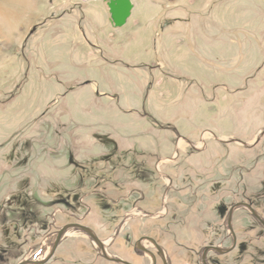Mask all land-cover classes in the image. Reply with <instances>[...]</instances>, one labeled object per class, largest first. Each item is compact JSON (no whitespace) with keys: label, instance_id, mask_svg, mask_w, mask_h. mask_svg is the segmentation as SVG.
<instances>
[{"label":"rangeland","instance_id":"rangeland-1","mask_svg":"<svg viewBox=\"0 0 264 264\" xmlns=\"http://www.w3.org/2000/svg\"><path fill=\"white\" fill-rule=\"evenodd\" d=\"M7 2L20 5L6 10ZM129 2L127 23H110L111 35L88 24V51L74 43V18L81 25L89 8L110 20L106 0H0V247L7 261L42 260L52 238L39 242L65 214L85 216L106 248L114 238L107 254L130 261L129 231L150 234L153 221L125 219L136 214L138 196L121 198L142 190L143 173L156 187L153 165L166 156L216 191L199 216L216 219L222 235L228 207L263 196L264 136L247 147L264 128V0ZM183 198L173 195L178 220L187 213ZM234 225L250 228L243 210ZM84 240L70 231L47 264L79 241L89 245ZM77 249L70 256L92 260ZM259 250H250L255 262Z\"/></svg>","mask_w":264,"mask_h":264},{"label":"flooded vegetation","instance_id":"flooded-vegetation-1","mask_svg":"<svg viewBox=\"0 0 264 264\" xmlns=\"http://www.w3.org/2000/svg\"><path fill=\"white\" fill-rule=\"evenodd\" d=\"M106 2L108 4V1ZM263 136L264 128L261 131L260 136L255 140L254 144L251 145L250 148L247 147L248 150L251 151V149L256 147V145H258V142L260 141L259 139H261ZM172 156L173 155L161 158L159 161H157V163H155V165H153V183L156 184V187H149L148 183L145 181V173H143L140 175V177L142 178L141 184H143L142 190L131 189V193L128 196L121 198L127 199L132 195L138 196L133 201V209L136 211V214L139 213L141 217L136 214L134 215L129 213L126 214L125 219L130 220V218H136L137 220H141L142 226H144L147 221H149L150 223L152 221L153 222L149 224L152 226V229H150V232H148L150 234L140 233L137 237H135L136 234L133 229L129 231V236H132L135 239L133 245L129 250L131 255L129 258L130 261H124L120 258L117 259H120L127 264H263L261 262L259 263L258 259L264 256V251H262V247H264V210L262 208V206L264 205V192L263 196L255 198L249 196L244 199H240L239 201L228 207L226 211V220L223 226L222 235L220 229H216V219L204 222L203 217L199 216V214L202 213L199 211H202L204 209L206 201L209 204V201H211V199H216V191H214L213 188L205 187L198 174L195 175L189 171L185 172V170L183 169L179 171L176 170L177 166H174L175 158H173ZM50 168L51 169L49 170H52V173H59L61 171L59 170L60 167ZM50 179L51 177H46L45 179H43L46 191L49 190L47 186L48 183L51 182ZM205 190H207L208 193H206L207 191ZM185 191H189L190 193L188 198V195H186ZM51 192L54 196L53 199H61L60 189L53 188ZM173 195L176 196L177 200L181 201L182 197L184 196V201H188L187 209H185L187 213L185 214L183 220H178V218L173 215ZM148 204L149 206H147ZM236 205L238 206V208H235L231 214V229H229L227 227L229 212ZM211 206L210 207L215 212V204H212ZM245 206H247L248 208H246ZM240 210L244 211L246 219L251 224L250 228H246L244 230L236 229L234 225V217ZM65 215L66 220L59 225L55 223L53 227L49 228L48 232L41 238L39 244L46 238V236H50L52 238L53 245L58 233L62 228L75 225L90 229L95 234L97 239L104 243V241H102V239L98 237L95 230L85 220V216H77L72 214ZM126 223L127 221L125 222L124 227L121 226L120 230L118 229L117 232L115 231V235L125 231L128 224ZM155 228L158 229V232L162 235L165 234L176 237H179L180 235H186L187 238H185V240H172V238L163 239L159 234H154L153 230ZM83 236L84 239H86L83 242H88L89 245L86 243L83 244L81 242L82 240L79 241V244L77 246H74L73 249H69L68 256H65L64 253H61L62 250H60V253L58 254L57 260L54 264H62L63 258L66 259L67 262L65 263L67 264H96L98 259L104 262H109L103 259L98 254L95 246H93L91 241L85 235ZM243 236L246 237V239H242L241 237ZM62 239L54 250L50 259L47 260L44 264H47V262H49L52 257L55 256L56 252L61 247ZM113 242L114 238L107 248L112 246ZM225 243L227 244L224 245ZM79 246H81L85 250L84 252H87V256L91 255V261L83 262L79 258H74L75 255L70 256L72 253H78L77 248ZM258 246L260 247V250L258 252L257 262H255L254 259L256 255L252 254L250 250L253 247L258 248ZM4 253L5 251L2 250V247H0V264H19L24 260H30L25 259L22 256L15 262L7 261L5 260ZM241 259H243V261H240Z\"/></svg>","mask_w":264,"mask_h":264},{"label":"water","instance_id":"water-1","mask_svg":"<svg viewBox=\"0 0 264 264\" xmlns=\"http://www.w3.org/2000/svg\"><path fill=\"white\" fill-rule=\"evenodd\" d=\"M106 1H108L107 7H108L109 15H110L111 24L116 28L122 27L130 15L131 4H130L129 0H106ZM245 207L248 208L247 206H245ZM235 208H238V206L236 205L229 212V219H228V225H227V227L229 229H231L230 217H231V214ZM72 230L79 231L80 233L85 235L91 241V243L95 246L98 254L103 259H105L109 262L116 263V264H127L126 262H124L120 259L110 257L106 253V246L104 245V243L101 242L100 240H98L97 237L95 236V234L90 229L83 228V227L76 226V225L75 226H66L60 230V232L57 235L55 242L53 243V245L50 249V252H48V254L45 256L44 259H42L40 261H33V260L26 261V260H24L23 262H21L19 264H44L47 260L50 259L54 250L56 249V247L58 246V244L60 243V241L64 237V235L66 233H68L69 231H72Z\"/></svg>","mask_w":264,"mask_h":264},{"label":"crops","instance_id":"crops-1","mask_svg":"<svg viewBox=\"0 0 264 264\" xmlns=\"http://www.w3.org/2000/svg\"><path fill=\"white\" fill-rule=\"evenodd\" d=\"M3 4H4L6 10L9 9V8H10V10H12V9L15 10L16 9V8H13V6L16 5L14 3L7 2V3H3ZM18 5H20V4H17L16 6H18ZM21 9L22 8H19L18 7L17 10H21ZM71 12H72L71 14L73 15L75 11L72 10ZM82 13L84 15L83 16V22H82L83 25L82 24L80 25L79 22H78V21H80V23H81V20L82 19H79L78 20V17L74 18L75 19V23H76V25H75V29H76V33H75L76 36L75 37L76 38H74L75 39V42L74 43L80 44V45L84 46L89 51V46H90L89 44H90V42H89L88 38H90V36L92 35V31L94 33V30H93L92 26H89L88 24H92L93 23V24H95L99 28H104L105 31H106V33L107 34H110V35H111V32H113V31H111V29H110V25H109L110 24V20H109V17L106 15L105 10H103V9H100V10H92V9L87 8L84 11H82ZM64 18L65 17L62 16L58 20H63ZM127 21H128V19L126 20L125 24L127 23ZM88 28H89V30H88ZM119 28L122 29L121 27H119ZM109 30L111 32H109ZM59 37H61V36H59ZM65 38H67V37L65 36ZM91 41H92V43H97L94 40H91ZM90 54L93 55V52L90 51Z\"/></svg>","mask_w":264,"mask_h":264},{"label":"bare ground","instance_id":"bare-ground-1","mask_svg":"<svg viewBox=\"0 0 264 264\" xmlns=\"http://www.w3.org/2000/svg\"><path fill=\"white\" fill-rule=\"evenodd\" d=\"M180 145H181V144L179 143V146H180ZM66 234H69V232H68V233H66ZM66 234H65V235H66ZM65 235H64V236H65ZM45 256H46V255H45ZM40 257H41V256H40Z\"/></svg>","mask_w":264,"mask_h":264}]
</instances>
